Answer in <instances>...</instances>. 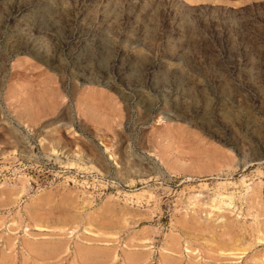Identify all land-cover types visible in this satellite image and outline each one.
<instances>
[{
	"label": "rangeland",
	"instance_id": "374dc122",
	"mask_svg": "<svg viewBox=\"0 0 264 264\" xmlns=\"http://www.w3.org/2000/svg\"><path fill=\"white\" fill-rule=\"evenodd\" d=\"M0 264H264V0H0Z\"/></svg>",
	"mask_w": 264,
	"mask_h": 264
},
{
	"label": "bare ground",
	"instance_id": "6f19581e",
	"mask_svg": "<svg viewBox=\"0 0 264 264\" xmlns=\"http://www.w3.org/2000/svg\"><path fill=\"white\" fill-rule=\"evenodd\" d=\"M8 118H10V120L13 119V121L15 120L14 117H8ZM24 121H25V120H24ZM22 122H23V121H22ZM24 123H25V122H24ZM25 124H26V123H25ZM25 124H24V125H25ZM26 125H27V124H26ZM58 142H59V141H58ZM52 147H54V146H52ZM55 147H56V146H55ZM54 149H55V148H54ZM54 149H53V150H54ZM107 149H108V148H107ZM51 150H52V149H51ZM107 151H108V150H107ZM55 152H56V149H55ZM58 155H59V154H58ZM110 158H111V157H110ZM56 159L58 160V157H57ZM78 159H79V158H78ZM80 160H81V159H80ZM78 161H79V160H78Z\"/></svg>",
	"mask_w": 264,
	"mask_h": 264
}]
</instances>
